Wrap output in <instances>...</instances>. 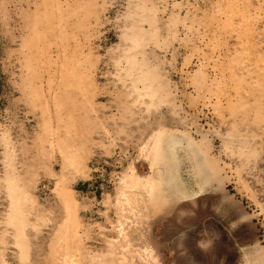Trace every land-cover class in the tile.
<instances>
[{
	"label": "rangeland",
	"instance_id": "1",
	"mask_svg": "<svg viewBox=\"0 0 264 264\" xmlns=\"http://www.w3.org/2000/svg\"><path fill=\"white\" fill-rule=\"evenodd\" d=\"M0 264H264V0H0Z\"/></svg>",
	"mask_w": 264,
	"mask_h": 264
},
{
	"label": "bare ground",
	"instance_id": "2",
	"mask_svg": "<svg viewBox=\"0 0 264 264\" xmlns=\"http://www.w3.org/2000/svg\"><path fill=\"white\" fill-rule=\"evenodd\" d=\"M68 206V205H67ZM70 214V213H69Z\"/></svg>",
	"mask_w": 264,
	"mask_h": 264
}]
</instances>
